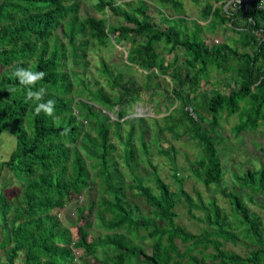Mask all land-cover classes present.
Segmentation results:
<instances>
[{
    "label": "trees",
    "instance_id": "obj_1",
    "mask_svg": "<svg viewBox=\"0 0 264 264\" xmlns=\"http://www.w3.org/2000/svg\"><path fill=\"white\" fill-rule=\"evenodd\" d=\"M93 1L100 17L81 16V0H0V133L8 129L15 136L14 149L0 163V176L5 168L20 184L10 196L0 187V264H16L20 255L21 264H264L261 217L245 200L264 196V165L236 176L238 191L220 190L229 202V212L213 198L207 204L201 197L195 202L184 190L182 178H177L174 150L161 147L158 152L172 163V176L179 180L176 192L155 167L156 191L144 185L132 165L135 140L141 152L148 153L144 135L149 126L144 125L151 120L149 128L157 135L163 130L177 138L180 129L190 133L202 150L200 160L190 166L191 174L206 186L220 183L224 171L217 145L223 141L218 131L223 114L239 115L232 127L236 135L264 125V10L244 13L229 5L224 9L229 0L216 6L219 0L209 1L201 8V19L209 20L207 30L226 24L239 34L237 42L244 49L239 51L221 44L209 46L202 37L204 26L197 20L188 30L181 0H156L173 11L161 15V21L168 23L163 26L151 19L142 0L123 7L114 0ZM123 42L128 45L124 69L141 68L146 72L145 83L122 80V72H113L102 60L97 71L109 91L89 88L90 79L83 70L90 44L114 47ZM160 43L168 54L180 47L183 63H178L176 55L167 60L160 54L156 50ZM17 67L46 73L35 88L47 89L41 102L55 101L57 119L43 112L36 115L37 102L26 101V89L13 76ZM212 70L223 78L204 91L200 83L209 81ZM163 76L170 78L174 88L156 81L165 80ZM9 88L16 91L10 93ZM159 93L167 102L174 99L177 106L159 119L129 117L133 104L150 101ZM109 112L117 114L116 119ZM123 123L129 129L122 136ZM64 129L70 131L62 135ZM113 136L121 153L111 141ZM261 151L264 156V146ZM115 156L127 166L133 183H125ZM92 187L101 194L96 201L74 206L75 222L83 223L73 237L58 214L72 197L81 202L80 197ZM126 187L144 198L151 216L133 215L139 207L128 201ZM243 190H247L245 196ZM181 200L187 202L192 217L205 223L201 231L190 232L174 220ZM194 208L203 215H195ZM94 215L103 232L89 239ZM239 239L244 241V254L227 246ZM76 250L82 253L77 256Z\"/></svg>",
    "mask_w": 264,
    "mask_h": 264
},
{
    "label": "rangeland",
    "instance_id": "obj_2",
    "mask_svg": "<svg viewBox=\"0 0 264 264\" xmlns=\"http://www.w3.org/2000/svg\"><path fill=\"white\" fill-rule=\"evenodd\" d=\"M135 2L137 3L140 0H114L115 4H119L122 7L126 2ZM143 4L148 6L147 13L150 15L152 20H156L160 26L168 24L166 21H161V15L171 14L173 11L170 7H162L156 0H142ZM183 3V9L185 11L184 16L187 19L186 26L188 30L192 29L193 21L197 20L204 27V31L202 32V37L205 42L212 46L213 44H221L222 46H227L226 48H234L237 47L239 51L244 50L237 41L240 40V36L237 32L230 30L226 24L219 25L217 28L211 32L206 28L209 26L206 20L201 19L200 12L201 7L205 2L209 0H201L199 2H194L193 0H181ZM93 0H81L80 7V15L87 16L91 15L94 17H100V13L93 7ZM134 6V5H133ZM107 15L104 17L108 19V15L110 12L106 9ZM114 22L118 21V18L112 19ZM206 25V26H205ZM194 29V28H193ZM206 29V30H205ZM61 34L60 31H58ZM128 45L127 43L115 44L112 46L100 47L96 43L90 44L88 47L85 58L87 60V66L84 72V76L89 77L88 86L91 89H96L97 87H103L105 90L109 91V86L105 82L104 78L99 76L97 69L100 66V62L104 60L110 69L114 72L121 71L122 72V80L132 79L138 85H142L145 83L146 72L141 68H137V70L130 68L124 69L125 58L127 55ZM156 50L160 52L163 56L166 57L167 60H173V56H178V63H183V50L178 47L172 53H166V47L160 43L157 45ZM220 76V77H219ZM165 80L154 79V81H158L160 85L163 87L167 86L169 89L174 88L173 83L170 81L168 76H163ZM221 77L218 72L212 70L209 76V81H202L200 86L202 90H211L214 83L217 82ZM163 90V89H161ZM226 91V90H225ZM223 91V92H225ZM150 96V94H147ZM173 102L171 107L168 109L167 104ZM167 103V104H166ZM177 106V102L173 99V101H168L161 95L155 94L150 101L144 100L138 103H135L131 106L130 111L131 114L129 117H151V118H161L162 116L168 114L171 109ZM114 109H117L115 107ZM111 119H116L117 114L114 112H109ZM128 116L125 118H129ZM160 124H162L161 120ZM239 122V115L232 114L227 116L225 113L220 120V124L218 125V131L221 133L223 137V141L217 145V149L219 151L220 158L222 160V169L224 171L223 176L220 180V183L211 184L209 186L204 185L202 182L197 180V178L191 174L190 166L197 163L201 156L202 150L198 145V141L192 139L190 133H186L183 129H180L178 133L180 137H175L174 133L170 130H163L159 135L153 132L150 127L152 121H148L149 126L146 129L144 138L148 143L149 150L147 155H144L141 152L140 143L138 140H135V148H136V160L132 163L134 167V172L142 178L144 185H150L155 191L154 184V173L153 168L159 174V176L169 184L170 189L174 192L178 191L179 180H175L173 175L172 163L168 160L167 157L160 154L158 151L161 147L169 150H174L175 152V166L177 168V178H182V187L185 191H187L192 198H194L195 202H198V197H201L204 203L207 204L209 198L215 199L217 204L226 211L229 210V202L228 200L221 195L220 190L226 189L231 190L234 188L235 191L240 189L238 185V179L236 176H242L243 171L247 168L257 169L261 165H264V156L263 151H261V147L264 146V125H261L254 131H243L240 134L236 135L232 132V127ZM159 124V125H160ZM204 127L208 128L206 123L203 124ZM138 127L137 123L135 124ZM128 124L123 123L121 126V135H125L128 130ZM156 134V135H155ZM155 135V136H154ZM136 138V137H135ZM112 142L115 143L117 147V151L121 153V146L116 137H112ZM15 147V136L11 130H3L0 133V163L8 159L9 154ZM115 159L118 161V167L120 172L124 173V181L126 184L133 183L131 181V177L129 176V169L127 166L123 165V161L119 159V157L115 156ZM149 161V163L147 162ZM20 184L16 181V179L12 176V174L3 168L1 176H0V187H4V191L7 195L14 194ZM247 190H243V196L246 194ZM136 192L135 189H129L126 187L125 193L128 201L131 205H136L139 207V211H134L133 215H143V216H151V207L145 202L144 198L140 196H134L133 194ZM100 190L97 187H92L88 191H86L81 197L80 201L77 202L76 198L72 197L68 202L67 206H65L58 214L59 218L63 220V224L70 226L73 237L77 236L76 229L77 225L82 224L83 222L76 223V214L74 211V206L78 203H86L88 204L91 200L96 201L100 195ZM248 206L252 211L256 212L259 217H261L262 227L264 229V196L255 195L253 197V201L249 202L245 199ZM175 211L177 212V216L174 220L177 223L182 224L187 228L188 231L197 233L201 231L205 225L204 222L196 219L190 215L188 212V205L185 200H181L177 203L175 207ZM192 212L201 217L203 212L201 209L194 208ZM93 225L88 229L90 231L89 239H95L97 236L103 232V229L98 226L99 222L95 215L91 218ZM160 225H163L160 222ZM1 228V227H0ZM1 233V232H0ZM147 245V242L144 241ZM243 239L237 240V244L227 243V246L233 249L235 252L244 254L246 252L245 245L243 244ZM4 254L3 250L1 251ZM82 253L81 250H76L75 254L79 256ZM89 261H93V258H90ZM16 264H21V255L15 260ZM78 264H82L78 262Z\"/></svg>",
    "mask_w": 264,
    "mask_h": 264
},
{
    "label": "clouds",
    "instance_id": "obj_3",
    "mask_svg": "<svg viewBox=\"0 0 264 264\" xmlns=\"http://www.w3.org/2000/svg\"><path fill=\"white\" fill-rule=\"evenodd\" d=\"M13 76L18 80L19 84L26 89L25 99L26 101H34L36 103L35 113L40 115L43 112L46 116L52 117L53 120L57 119L55 116V101L48 99L45 102L44 97L47 95V89L45 87L35 88V85L44 79L46 73L44 71H32L30 68L17 67L13 72ZM10 93L16 91L15 88H9ZM69 129H64L62 132L66 134Z\"/></svg>",
    "mask_w": 264,
    "mask_h": 264
},
{
    "label": "built area",
    "instance_id": "obj_4",
    "mask_svg": "<svg viewBox=\"0 0 264 264\" xmlns=\"http://www.w3.org/2000/svg\"><path fill=\"white\" fill-rule=\"evenodd\" d=\"M228 5L244 13H248L250 10H264V0H229L227 1ZM189 110L192 114L191 109Z\"/></svg>",
    "mask_w": 264,
    "mask_h": 264
},
{
    "label": "crops",
    "instance_id": "obj_5",
    "mask_svg": "<svg viewBox=\"0 0 264 264\" xmlns=\"http://www.w3.org/2000/svg\"><path fill=\"white\" fill-rule=\"evenodd\" d=\"M209 1H210V2L212 1V2H213V0H209ZM209 1H207V2H209ZM221 2H223V0H219V1H217V2H214V5H215V6H216V5H219ZM205 3H206V2H205ZM205 3H204V4H205ZM203 6H204V5H203ZM203 6H202V7H203ZM202 7H201V8H202ZM223 7H224V9L227 8V2L223 5ZM201 11H202V9H201ZM200 13H201V12H200ZM242 20H243V19L240 18V22H241ZM206 22L208 23L209 20H206ZM236 28H237V30L243 29L242 27H236ZM230 30H232V29H230ZM232 31H233V30H232ZM256 33H257V32H256ZM257 34L259 35V33H257Z\"/></svg>",
    "mask_w": 264,
    "mask_h": 264
}]
</instances>
